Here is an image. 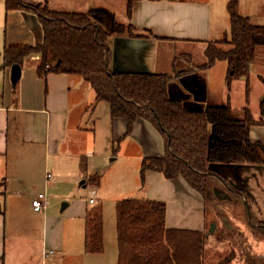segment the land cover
Wrapping results in <instances>:
<instances>
[{"label":"crops","instance_id":"obj_1","mask_svg":"<svg viewBox=\"0 0 264 264\" xmlns=\"http://www.w3.org/2000/svg\"><path fill=\"white\" fill-rule=\"evenodd\" d=\"M24 1L31 5H47L56 11L89 13L99 10L106 14L100 23L107 29L117 22L131 24L138 34L150 31L153 35L147 39H114V44L118 40L119 49L116 60L113 58V70L174 74L173 63L179 58V63L185 62L184 68L181 67L179 71L189 72V78L180 80L183 84L181 91L185 98L190 101L193 99L196 109L230 104L231 116L242 119L244 108L248 106L254 119L264 123V116L260 112V102L264 95V47L256 49L250 67L248 103L245 80H236L228 88L226 62L219 61L207 70L200 68L206 63L205 50L208 44L224 39L229 31V0H134L130 15L126 0ZM251 4L252 8L245 0H239L237 11L241 16L253 20L252 16H261L260 9L264 7V0H253ZM117 6L124 8L123 11L119 13ZM4 11L5 32L0 39L1 56L5 46H38L43 42L42 26L35 14ZM39 59V56H34L24 64L22 78L16 86L11 83V68L0 70V81L6 83L7 89L0 93V264H107L106 259L99 258L98 262L89 260L90 256L85 252V229L84 232L78 229L76 235L66 237L65 220L46 215L51 205L45 212H37L32 207V201L37 195L25 194L29 206L28 218H25L23 203L15 198L25 186H29L28 190L32 189L29 184L34 170L29 167L37 165L34 163L40 155L48 159L57 155L68 157L73 152L71 160L64 158V164L67 162L72 167L74 165V168L76 164L78 169L79 162L81 172L82 159L85 160L86 154L100 160L92 154L93 151L90 152L94 143L90 140L81 143L78 140L79 135L95 136L98 133L100 119L97 113L102 102L93 108L94 91L80 76L50 74L46 80L39 77L36 70ZM186 62L189 65L185 66ZM89 110H92L90 115ZM104 112L105 108H101L99 113L103 115L104 125L108 123L112 128L113 137L119 140L128 138V122L124 119L113 121L110 112L109 116ZM84 119L86 125L83 124ZM129 138L141 141L144 146V153L131 157L139 160V175L144 158L162 157L165 154L162 135L147 121L138 120ZM250 139L264 145V124L250 129ZM15 144L23 146V154H11ZM24 160L29 171L22 172L20 166ZM86 163L87 171L84 174L89 170V160ZM7 164L12 170L6 169ZM239 172L252 195L249 204L257 217L261 218L264 216V169L242 166ZM11 185L18 190L12 191ZM140 185L142 187V183ZM142 189L144 199L166 203L167 228L205 231L207 216L204 199L183 178L169 180L161 173L147 171ZM90 200L85 199L80 216L86 217L87 210L97 204L96 201L91 204ZM36 217L41 221V229H44L42 237L37 239L33 232ZM83 221L86 225L85 219ZM50 250L54 253L45 257V252ZM98 255L104 254L94 256Z\"/></svg>","mask_w":264,"mask_h":264},{"label":"trees","instance_id":"obj_2","mask_svg":"<svg viewBox=\"0 0 264 264\" xmlns=\"http://www.w3.org/2000/svg\"><path fill=\"white\" fill-rule=\"evenodd\" d=\"M126 1L130 15L134 0ZM238 5L239 0H229L230 35L208 44L206 63L200 68L207 70L219 61L226 62L228 88L236 80H245L248 103L250 67L256 49L264 47V25L254 24L252 18L241 16ZM5 9L7 13L35 14L42 26L43 42L38 46H5L0 70L15 64L23 67L31 57L39 56L36 70L44 80L50 74L82 77L94 91L93 107L106 102L113 121L124 119L128 122L126 136H131L138 120L149 122L162 135L164 156L142 161L143 188L147 171L161 173L169 180L183 178L203 197L207 210V202L213 196L220 199V193L215 191L221 185L228 192L227 198L222 200L231 201L232 197L241 201L250 232L264 239V216L258 218L247 195L209 169L211 164L264 167V145L250 139V129L264 123L254 119L248 106L244 108V117L235 119L231 116L230 104L196 109L193 99L185 98L182 91L181 96L173 97V82L184 79L188 71L178 70L174 75L114 72L116 37L147 39L153 34L150 31L138 34L131 24L117 22L107 29L100 23L106 17L103 11H56L47 5H31L24 0H5ZM178 60L175 59L173 66H177ZM260 112L264 116V95ZM81 167L83 172L87 171L83 159ZM98 176L95 182L99 185ZM166 214L163 201L128 198L117 202V264H205L208 233L167 228ZM85 221V251L100 254L104 251L103 205L87 210ZM234 260V254H229L216 264H233ZM244 264H264V260L246 254Z\"/></svg>","mask_w":264,"mask_h":264},{"label":"rangeland","instance_id":"obj_3","mask_svg":"<svg viewBox=\"0 0 264 264\" xmlns=\"http://www.w3.org/2000/svg\"><path fill=\"white\" fill-rule=\"evenodd\" d=\"M252 1L245 0V3L252 8ZM118 2H123V0H119ZM4 9L5 1L0 0V39H2L5 32ZM116 9L120 13L124 8L117 6ZM260 12V17L252 16L254 17L253 22L254 24L264 25V7L260 9ZM228 20L230 26V19ZM229 35L230 28L227 33V36ZM2 63V56L0 54V66ZM183 63L185 62L179 63L177 61V66H173L174 74L176 71L181 70V67L184 68ZM187 65L189 63L186 62L185 66ZM187 78H189V75L184 77V79ZM173 85L175 89L171 91V95L173 97L181 96L182 82L174 81ZM5 90H7L6 83L0 81V93H3ZM238 99L241 101L240 96ZM101 108H105V115L109 116L110 112L108 103L102 102L99 105L97 114L101 121L99 120L98 122V133L95 136L79 135L78 140L81 143L84 140H90L91 143H94V148L90 152L93 151L92 154H95L100 160L93 159L86 154L85 157L89 160L90 164L88 172L84 174L79 169V162L78 169H76V164V168H74V165L73 167L70 166L67 162L66 165L64 164V158L71 160L74 155L73 152L68 154L70 158L57 155L56 157L51 156L46 159L40 155L34 163H37V165L29 167L30 170H34L33 178L30 176L31 181L29 184L32 185V189L30 188L28 190L29 186H25L24 189L17 193V197L15 198L22 201L24 216L28 218V199L24 195L28 193L30 195L45 194L47 196L48 206L51 205V207L49 206L51 209H49L46 215L49 214L51 218H63L65 220L64 231L66 232V237L76 235L78 229L84 232L86 225L83 220L85 217L79 214L80 211L83 212L85 199H94L97 202L96 205H103L104 251L100 254L104 255L94 256L97 254L89 255L88 253L86 255L90 256L89 260L93 262L94 260L98 262L100 258L102 260H108L107 264H110V262L117 264L118 234L116 204L118 201L128 198L144 199L145 197L140 185V175L137 171L139 170V160L138 158H131L132 155L136 156L144 153V146L141 144V141H135L129 138V136L121 140L114 138L112 128L109 127L108 123L107 125L103 123V115L99 113ZM88 114H92V110H89ZM85 122L86 119L83 120L84 125H86ZM90 122L93 124L92 120ZM22 147L15 144L11 154H23L25 150L21 149ZM85 157L84 159L86 160ZM6 169L12 170V167L7 164ZM20 170L22 172L23 170L29 171L26 167L25 160L21 162ZM48 174L53 176V180L50 182L47 179ZM97 175H99V185L98 181L95 182ZM216 191L220 193V199L213 196L211 201L207 202L205 232L208 233L209 237L205 249V264H216L229 254H234L235 256L233 264H244L246 254L264 260V239L256 238L247 227L246 212L243 203L241 201L237 202V199L232 197L231 201H224V198H227L228 192L221 185L218 186ZM64 204H67L68 207L63 210ZM212 224H216V229L210 234ZM33 226V232L36 235L35 239L41 238L44 229H41V221L38 217H36V222L33 223ZM57 233H59V230H57Z\"/></svg>","mask_w":264,"mask_h":264},{"label":"water","instance_id":"obj_4","mask_svg":"<svg viewBox=\"0 0 264 264\" xmlns=\"http://www.w3.org/2000/svg\"><path fill=\"white\" fill-rule=\"evenodd\" d=\"M117 49H119L118 40L117 41L115 40L114 56H113L114 60H116V58H117ZM113 71L114 72H126V71H117V70H113ZM22 72H23V68L19 64H15L11 67L10 76H11L12 85H14V86L18 85V83L20 82V80L22 78ZM127 72H129V73H149L148 71H139V72L127 71ZM249 167H253L255 170L264 169V167H254V166H249ZM240 168H242V165L211 164L209 167V169L211 171L219 174L225 180H227V182L230 185L236 187L241 192L245 193L247 195L248 201H249V198L251 199L252 195L250 193L249 186L247 185L246 180H243L241 175H240V172H239ZM10 189L12 191L18 190V188H17V190L15 188H13L12 185L10 186ZM215 193H217V191H215ZM67 207H68V205L64 204L63 210ZM215 229H216V224H212L210 227L209 233L210 234L213 233Z\"/></svg>","mask_w":264,"mask_h":264},{"label":"built area","instance_id":"obj_5","mask_svg":"<svg viewBox=\"0 0 264 264\" xmlns=\"http://www.w3.org/2000/svg\"><path fill=\"white\" fill-rule=\"evenodd\" d=\"M48 181L53 180V176L51 174H48L47 176ZM91 204L95 203L94 199L90 200ZM32 207L34 208L35 211L37 212H45L48 208V200H47V196L43 193L38 194L34 200L32 201ZM54 253V251L50 250L48 252H45V257H49L50 255H52Z\"/></svg>","mask_w":264,"mask_h":264}]
</instances>
